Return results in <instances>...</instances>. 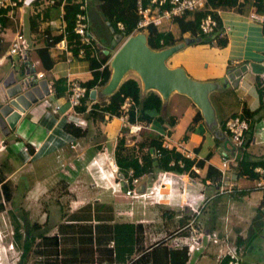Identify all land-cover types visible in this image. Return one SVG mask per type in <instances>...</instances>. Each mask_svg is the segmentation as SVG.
I'll return each instance as SVG.
<instances>
[{"label": "crops", "instance_id": "obj_1", "mask_svg": "<svg viewBox=\"0 0 264 264\" xmlns=\"http://www.w3.org/2000/svg\"><path fill=\"white\" fill-rule=\"evenodd\" d=\"M22 10L23 9L19 11H22ZM254 11H255L254 7H251L249 11L245 14L237 13V11H235L234 9H231L225 12L219 11L218 14L222 21L223 28L225 29L224 36L227 37L228 39L227 46L219 47L216 44H213V45H210L209 48H207L208 46L206 45L195 46L194 48L195 49L194 53L199 56H202L201 53H204L207 56H213V55L218 56V58L222 60L221 63L219 64L222 70L219 76L221 77L220 79L222 80V82L227 81V85L226 86L223 85V86L227 88L228 91L226 89L224 90L216 89L210 92V94L215 93V98L217 97V99L221 103V107L223 106V110L221 113L224 114V116L221 117L217 113V110L214 108L213 104L211 105L214 110V120H215L214 129L216 130L221 131V124L226 123V120L230 116L241 115L244 107L249 108L250 110H256L257 108H259V106L261 105V102L263 101V98H261L262 96L259 95L257 88L261 87L264 90V31H263L264 24H262L258 20H254L250 18V15L253 14ZM223 15L226 17L225 21L222 20ZM15 23H18V22H15ZM0 33L1 35L4 36L6 40L1 45H4L5 43L8 44V42L14 37L13 35L14 31L12 30V28L3 27ZM96 37H97L96 41L99 44H102V45L98 44V47L107 48L106 45L104 44V40L99 39L100 37L98 36ZM196 41L198 42V40ZM192 44H196V43H192ZM196 45H199V44H196ZM38 46H42V44ZM7 49L4 52V54L0 57V61L3 58H8L6 55ZM53 50L54 49L52 48L51 52ZM54 51H56L55 52L56 55L53 56L52 54V56L56 58L55 65L50 71H45L41 68V71L36 72V74L37 73L42 74V79H37V80H40V81L46 80V82L52 85L53 78L65 77L66 80L75 79L79 82H85L91 78L89 61L87 59L83 58L82 56L73 57L70 54L69 50L65 51V50L55 49ZM33 54H34V60L39 61V59H37V57L35 56V53ZM202 61L207 62V67L209 66L208 64H211V62L207 58H204L197 62L196 64L197 67L199 66V63H201ZM39 65H40V62L36 65V71ZM179 66L180 65L175 64V65H172L171 68H175ZM199 73L203 75V77L201 78L202 80L200 81L212 82L211 78H213V75H211L210 73L207 74L206 71L202 73L200 72V69H199ZM6 74H4L3 78H5ZM23 74H24V69L23 71L19 72L18 77L22 76ZM230 75L233 76V80H231V78L229 77ZM127 78H133L135 80L137 79L138 81V78L135 77V74L133 72H128V74L126 75V79ZM256 78H259L260 80L259 82L260 84L258 86L256 83ZM1 84L2 83L0 82V85ZM139 87L141 89V94L143 96L153 91V90H145L143 88L142 83H139ZM153 92H156V91H153ZM173 95H177L176 92H171L167 100H164L160 96L162 100H164L163 108L161 110H163L166 107V103L169 101L168 99L173 97ZM0 96L2 98V100L0 101V104H2L4 101L2 88L0 89ZM98 101H101V99L97 97L93 101L86 102V109L92 103L98 102ZM107 101L108 99L106 98L105 102ZM56 103L60 106L63 105V112L56 113V114L49 112L48 110L45 109L44 105L42 104V101H38L37 103L33 104L29 109L25 111V114L21 118H19L18 122L15 124V126L12 129H10V132L8 134L9 136L11 135L13 138H15L14 140L16 141L15 145L17 144L20 145L21 143L28 144L32 152H34V150L38 148L39 150L38 153L40 157L38 156V158L36 157V159L35 158L33 159L34 160L42 159V161H47V164L45 166H50V167L45 168V169H48V172H51V170L53 171L55 167L62 168L63 176L61 175L60 177L61 179L58 182V186H56L57 182H54L50 186L47 183V178L46 179L43 178L42 181L40 182V181H37L33 177V175L28 177L29 179L32 178V182H30L29 186L27 185L25 186V190H27V194H26V196L28 197L27 199H30L31 197L33 198V200L36 199L38 201L40 199L42 201H45L43 196L47 195V193L49 194L53 190L54 191L58 190L59 187L63 183L64 185L67 186V189L70 193H75L74 191L78 189L77 184H79V188L81 189L87 183L90 186L94 185V181L96 180L95 179L96 177L101 176L102 178H107L108 175L106 172H108V170L104 172V170H102L101 168H98V170H96L95 173L97 174V172L99 171L100 174L102 175L94 176L95 174L89 168L91 165L93 166L92 164L93 161L95 160L97 161V158L99 157V154L101 153V150H103L105 146L104 145L105 142H109L110 143L109 146L113 147L112 152H113V158L115 159V156H114L115 147L114 146L116 145V143L113 144V142L119 138L120 121L118 118L104 117L103 121H100L97 123L98 133L95 136L96 137L95 141L96 139H98L97 142L96 143L94 141L92 142V137H94L95 133H93V136L90 135L89 141L83 142L84 138L86 136H89L88 133L91 127L90 123L93 124L94 128L96 127V125L94 124V121L92 119H88L86 117V113H81L76 110L77 113H80L78 117L82 119L88 126V129L86 130L87 132L85 133V135L81 137H77L71 130H67V127L65 128L66 124H68V125H71L70 128L81 129V131L84 130L82 126H79L80 123H78L76 119H73L76 117L74 116V114L70 113V115L74 116V117H71V119L66 117V115H63L64 112H67L68 110L67 93L62 98H56ZM188 111L189 110H187V112ZM147 113L150 116H152L153 121L149 123H145L146 127L137 136V139L136 138L134 139L135 146L137 145L138 142L141 141V140H138V138L145 135V136H149L150 138L159 137V139L162 142V145L167 146V147L162 146L163 148L174 149L177 152H179L180 150L183 151L184 149L192 150L194 154L193 159H189V158L187 159L191 160L193 164L196 163L198 160H202V159L204 160L203 167L199 168L200 175L202 176L201 181L203 182L202 185H203L204 190L202 191L198 189V185H200V183H197L194 180L193 181L195 182V184H193L194 182L193 183L190 182V178H187L189 176L185 175L186 171L177 173L172 170L171 172H174L176 174L174 176L167 177L165 179V182L162 183V185H159V182L156 181L158 173L161 171L151 174L152 177L148 176L150 177L148 178L150 183L144 180V178L147 177V175L141 176L143 179L140 182L138 187H140L141 185H144V191L146 188V192L159 191V193L157 194L159 196L160 203L151 204V202L148 199L145 200V202H147L148 204L144 208L147 209V206H148L150 210L149 209L146 210L149 215L145 216L143 218L144 219L143 221H139L137 218H135L136 220H134L133 216H129L132 213L127 214L128 211H126V208L120 210L121 212L115 210V214H114L115 221H113L117 223H131L134 225L142 224V226L145 228L141 233V239H140V242L138 243V246L143 247V250L139 254H133V256L139 255L140 257L142 253L152 249L154 246H156V248H158L160 251H163L164 249L166 251L182 250V248L176 247L174 246V244L178 242L180 239H183V237L187 235L176 236L174 234H178L182 232V229L186 227L187 224L189 225V223H186L180 227L178 226V221L184 216L190 218V211L189 209L182 210L180 209V207L185 201L193 203V204H199V200L204 198V202L205 203L207 202L206 207L208 208L210 204L212 203L215 213H216L213 221H212V218L208 219L209 221L208 226H210V228L213 230V234L216 235V237L205 242V249L211 244L214 245V246L208 247L209 250L206 251V254L208 253L207 257L204 256V253L202 254L200 252H195L194 254L191 255V256L199 255V259L194 264H207V262L205 261V258L208 260V257L212 258L215 264H220L224 257L229 258V255H226V256L222 255L229 248L236 249L239 264H242L243 257L245 256L247 251L251 252L252 254L258 257L256 264H264V253L261 252L259 248H255L254 245H252L256 241V238L255 240H252V243H250L251 245L239 244V243H236V241L234 240L236 244L233 242V245L231 246L228 240L230 237L228 234L229 232H231V234L235 236L236 238L240 237L243 240H245L249 236V234H251V232L253 233L254 232L253 228L255 227L253 223V219L257 215L259 210L257 209V212L255 215L252 214V215L246 216L245 214L247 213V208L244 209L240 205L239 206L236 205L234 202H230V206L228 207V205L223 204L222 202L218 201V198L222 197L224 194H227V196L230 199H237V200L247 199V203L250 204L251 206L257 207V208L260 206V212L262 216L261 218H259L258 224L260 225L264 224V206H261L260 205L261 203L259 204V202H261L263 199L264 191L257 192L254 190V181L258 179V177H255L253 179L250 173H247L248 170L252 169V165L250 164L252 161L262 160L264 162V110L262 111L261 109L259 110V113L257 116L258 119L255 118L254 120H252V119L245 118L250 123L251 121H254L252 125V129H249L245 133V140L242 146L240 147L233 146L232 149L230 150L232 154L231 158L235 157V160L234 162H229L228 164L227 179L224 180L223 182H221V179H220V182L218 185L219 186L222 185L227 188L232 187L234 190L231 193L225 192L223 194H216V191H217L216 183L215 184L213 183L214 187H212L208 185L210 184L208 180L206 179L203 180L205 173L208 169V166H213L219 171V169L221 168V163L218 165V163H213L211 162L210 159H206V157L203 156L201 153V145L194 144L193 146H189L188 144L183 143L184 141L187 142L186 141L188 138L187 133L191 131L187 130V128L181 127L180 126L181 123L179 119H176L175 117L173 118L171 117L173 114H170V116H167V117L164 115L165 116V117L163 116L164 123H160L157 121V117L159 114H162V111L161 113H159L155 111L154 109H152V110H147ZM189 113L193 117L192 110ZM83 115H85V117ZM66 118L68 119V121L66 120ZM75 122L78 124H75ZM183 129H184V134L182 133ZM197 129L199 128L197 127L196 130ZM151 132H156L157 135H152ZM206 133L209 135H212L211 132H209L208 128H206ZM102 138H104L103 143L101 140ZM106 138H108L109 140H107ZM71 139H74V142L76 144L74 148H71L70 146L69 140ZM125 139H127V137H125ZM248 140L250 141L246 145L245 142ZM7 144L8 143L4 138H0V146L2 147L0 150L1 158H2V154H4V152L8 148ZM100 145H101L100 149L95 148ZM126 146H127V143H126ZM223 147L225 148L228 146L223 144L222 148ZM51 148L54 150L52 151L47 150ZM196 148H198L199 150L198 152L195 151ZM154 149L155 148H152L150 152L153 157L157 158L156 156H154V153H153ZM245 155H247L248 160L250 159L249 161L250 163L248 164V170L246 171L241 170L240 173H238L239 169L237 166V170H236V165L239 162V159ZM1 158H0V161H1ZM113 158L111 156V159ZM5 163L7 164V167H8L9 162L7 161V162H4L3 164ZM173 163L177 164V162H173ZM173 165H170V166H173ZM257 167L264 168L262 166H255V168L253 169L255 173H257L255 171ZM28 170L33 173V167L29 168ZM3 174L6 176L5 177L6 180H12L13 182L11 183L15 187L17 186V184L12 178V174H14V172L12 174L11 173L7 174L6 171H3ZM55 174H59V173H53L52 175H55ZM110 174L112 176V173ZM119 174L122 175L120 172ZM123 178L125 177L123 176ZM198 179H200V177ZM91 180H93V182H91ZM62 181L63 183H61ZM106 181H108V179H106ZM117 184H119L121 187V183H117ZM121 189H123V183H122ZM186 192H188L187 196H185ZM26 196L24 198H26ZM127 197H129L127 201L128 204L131 203L133 206L137 205L135 203L139 201L138 199H132L130 196H127ZM206 198L207 200H205ZM11 201L12 199L10 201H6L3 197L2 190H0V206H1L0 226H2L0 229L2 233H5L4 240H10V239L14 240V223L12 220L10 209H8L6 205V204L10 205ZM127 202H126V205H127ZM87 204L92 205L93 203H87ZM87 204H84L82 207L80 206L75 211L83 210V208H85ZM224 207L227 213L223 217V216H220V214L221 212H223ZM53 210H56V209H53ZM93 210L94 209H91L92 214L94 213ZM154 210H160L161 212L172 211V212H175V214L169 220L167 218L164 219L161 217V219H163V222H162L163 224L160 223L161 222L160 219H159L160 224H158V222H156V219H154V216H152L151 214ZM118 213L119 214L122 213L121 215H123L125 218L122 220L118 219L117 218ZM144 214H146L145 211H144ZM43 216L40 218V220H37L36 222L41 226V229H45V226L43 225L44 223L48 225L47 235H53L55 233H58V230H57L58 224L73 223L63 218L57 221L58 222L57 225H56L57 222H55L52 224V226H49V224H51L50 222L48 223L50 219L48 217L49 215L47 216L46 212L44 211ZM126 216H129L130 218H126ZM243 217H247V218H243ZM222 219H224V222H221ZM9 221L11 225L13 224L12 226L13 235L11 237L6 235V232H5V229L7 231V227L9 226ZM149 223H155L153 226H156L158 228L159 233L158 234L155 233V235L157 236V240H155L154 242H150L149 244H146L148 240L149 230H150L148 228ZM28 224H32V223H28ZM239 224L241 226H239ZM237 226L241 227L240 231H237ZM147 228L148 230H146ZM243 228H245V231H243L244 230ZM172 229L174 230L177 229V230L174 232H171ZM190 229L192 230L193 228H190ZM206 229H209V228H206ZM186 230L187 232H189L188 228H186L185 231ZM259 232H260V227L258 228V233ZM219 234L221 235V237H219ZM262 234L263 236L261 235V237L264 238V230L262 231ZM1 239L2 238H0V244L4 243V241H2ZM216 244L218 245L216 246ZM191 256H188V260L185 264H191ZM210 263L211 262L209 260V264Z\"/></svg>", "mask_w": 264, "mask_h": 264}, {"label": "trees", "instance_id": "obj_2", "mask_svg": "<svg viewBox=\"0 0 264 264\" xmlns=\"http://www.w3.org/2000/svg\"><path fill=\"white\" fill-rule=\"evenodd\" d=\"M45 1L47 3L48 0ZM52 1V3H47L45 8H42V10L30 16L28 20L29 33L31 37L34 36L33 40H36L35 42H41V40H43L41 35L44 33H49L52 38V42H48L45 46H38L35 49V56L39 59L40 68L45 71H50L56 63V58L52 56L51 52L55 43L65 39L67 50H69L73 57H78V51L80 49L84 50L83 58L89 61L91 78L85 82H81L82 86L86 88V93L81 105L78 106L76 110L85 113V101H93L89 99L90 91L106 85L110 79L112 70L109 59L112 54L111 52L104 54L105 48H99L98 44L94 43L93 46H83V44L80 43L77 35L73 32L75 16L79 11V2L77 0ZM97 1L98 14L103 17L104 27L110 38L108 45L111 44L113 35L111 34V29H114L115 33L121 35L123 38L133 33L138 20V15L135 11L137 0ZM142 1L144 4L148 2L147 0ZM167 6L168 4L166 7ZM251 7L255 8V14L264 17V0H208L209 10L187 11L181 15L173 14L172 17L167 20L178 27L181 38L186 36L187 38L198 40V42L196 41L195 43H209L212 45L216 44L219 47H225L228 44V39L224 36L225 29L223 28L218 12L234 9L237 13L245 14ZM84 12H86L90 19L92 18V13L88 5ZM6 13V9L0 10V24L4 28H12L13 31H16L17 24L12 19L8 18ZM206 14H211L217 21L215 32L211 35L203 34L199 27L200 20L205 17ZM58 18L62 19L65 27L63 33L56 35L50 23ZM43 22H45L46 25L41 29L39 25ZM117 23L123 24V30L117 28ZM89 28H91L90 25ZM92 31L94 32L93 29ZM141 32H143V30L139 31V33ZM145 32L147 36V45L153 50H161L178 43V40L174 38L171 32L160 30L159 27L150 25L146 28ZM7 48V43L0 46V57ZM66 81L65 77L53 78L51 89L55 98H62L66 95ZM259 82V78H256L257 86L260 84ZM257 91L259 95L262 96L261 98H263L261 105L256 110H250L244 107L240 115L241 117L252 120L255 118L258 119L259 110H264V90L258 87ZM126 98H130L133 101L129 113V121L131 123L134 121L143 123L152 122L153 118L147 113V110L154 109L161 113V109L163 108V100L159 94L152 91L143 96L138 81L133 78H127L122 81L116 91L108 97L107 102L98 101L92 103L90 105V110L86 112V117L92 119L94 122H100L104 120L105 114L118 116L120 113V106ZM202 120L203 116L200 111L197 110L187 130H196V124H199ZM157 121L164 123L162 114L158 115ZM253 122L254 121H251V123L249 122V129H252ZM224 124L225 123L221 124V130L223 132L226 131ZM70 126L71 125L66 124L65 128L67 127V130H71L77 137L84 135V130L81 131V129L70 128ZM118 139L115 147L117 154L114 152V156L119 166V172L125 179L130 181L131 178L128 177L129 171H132L133 178H138L166 170H173L177 173H181L182 171H188L193 164L191 160L184 158L180 152L174 149L163 148L159 137L145 138L138 142L136 146H133L135 150L130 154H123L125 152L124 150L128 148V146H126L125 137ZM214 139L216 141L220 140L218 136H215ZM249 141L250 140L246 141L245 144L247 145ZM232 147L233 146H231L230 149H232ZM152 148L160 149V157L155 158L152 156L150 152ZM195 151L198 152V148H196ZM209 154H211V152L208 153L207 157H209ZM179 159L184 160L183 167H180L176 163L170 166L172 162H177ZM249 161L250 159L248 160L247 155L239 159L236 165V170L237 166L239 169L238 173H240L241 170H248ZM196 164L199 167H203L204 160H198ZM250 164L252 165V169L248 170L247 173H250L254 179L258 177V174L255 173L253 169L255 166L264 167V162L259 160L252 161ZM6 168V163L0 164V183L4 199L10 201L15 186L11 184L9 180H6V176L3 174V169ZM205 179L210 182L208 185L214 187L216 183L217 186L221 179V173L215 167L208 166L203 180ZM128 187L132 186L123 183V189H128ZM260 203L261 206H264V195ZM91 209H94L93 214ZM105 210H107V212H105ZM258 210L257 215L253 219L255 225L253 228L254 232H251L245 240L237 237L236 243L251 245L250 243H252V240L257 238L258 228L261 226L258 224V221L262 216L260 206ZM83 212H87V214H71L68 221L73 223L58 224V233L53 235H47V230L41 229V226L36 222L33 224H28L27 222L21 224L17 220V216L11 213L14 223V240L22 252L18 264H26L30 255L39 259L35 262L36 264H113L125 262L133 256V254H139L143 250V247L138 246L141 233L144 230L142 224L134 225L131 223L113 222L115 221L113 208L106 204H87L85 208H83ZM174 214L175 212L172 211H163L161 212V217L170 219ZM161 217L160 221L163 222ZM189 220L188 217H182L178 221V226L181 227L188 223ZM228 259V257H224L220 264H227ZM187 260L188 253L186 248H182V250L166 251L164 249L160 251L154 246L152 249L142 253L135 264H185Z\"/></svg>", "mask_w": 264, "mask_h": 264}, {"label": "rangeland", "instance_id": "obj_3", "mask_svg": "<svg viewBox=\"0 0 264 264\" xmlns=\"http://www.w3.org/2000/svg\"><path fill=\"white\" fill-rule=\"evenodd\" d=\"M36 4L33 5V7H27L25 9H23L22 11L19 10H15L14 11V16L16 18V22H19L22 25V33L25 34L27 37L34 39L33 37H31L30 33H29V28H28V23H29V17L32 16L33 14H35L36 12L42 10V8H45V6L47 5L45 0H37L35 1ZM97 4L98 1L97 0H88V8L92 13V18H89V25H90V30L91 32L92 29L94 30L93 33H95L97 36H99L101 40H104V44L106 45L107 48L110 47V45H108V40L110 39L107 33L106 28L104 27V20L103 17L98 14L97 11ZM225 12V11H223ZM226 17L223 15L222 16V20L225 21ZM17 24V23H16ZM46 23L43 22L39 25V27L41 29H43L45 27ZM21 28H19L17 26V30H19ZM160 30H164L165 32H171V34L174 36L175 39L178 40L177 44H183L182 48L178 49L177 51H175L173 54H171L166 60L165 63L167 65V67H170L172 65L178 64L180 65L179 67H182L186 74L196 80V81H200L202 80L201 78L203 77V75L201 73H199V69L200 72H207L210 73L211 75H213V78H211V81L213 83L218 84V90L220 89H226L228 91L227 88H225L223 86L222 80L220 79L221 77L219 76V74L222 72L219 64L221 63V59L218 58V56H207L204 53H201L202 56H199L197 54L194 53V48L195 46H208L207 48H209L210 45L209 43H196V44H186L185 40L187 39L186 36H184L183 38L180 37V33L178 30V27L172 23L171 21H168L167 19H163L162 20V24L159 26ZM146 31V30H145ZM16 31H14L15 34ZM13 34V35H14ZM36 41V40H35ZM124 38L121 39V41L117 44V46L111 50V54H113L116 49L123 43ZM54 49V48H53ZM55 50V49H54ZM52 51L53 56L56 55V51ZM35 51H31V56L34 59V54ZM207 58L211 64H208L209 66L207 67V62L202 61L201 63H199V66L197 67V62ZM110 61V60H109ZM12 63L15 65L14 67H12ZM214 63V64H213ZM11 71L15 72L16 77H18V74L20 71H23V68L19 67L17 64V59L16 58H3L0 61V82L4 81V74H9ZM41 71L40 66L37 67V72ZM133 72L135 74V77L138 78V82L141 83L139 76L135 73V71H130ZM126 79V75L124 76V78L122 79L125 80ZM137 80V79H136ZM202 82V81H201ZM103 87V86H102ZM102 87H97V90H100V88ZM1 89V88H0ZM177 95H173V97H171L170 99H168L169 101L166 103V107L162 110V115L164 116H170V114H173L171 117H175L176 119H179L180 123H181V127L187 128L192 121V116L190 115V111L192 110L193 116L195 115V113L197 112L198 107L194 104V102L187 96L184 94H180V93H176ZM168 98V97H167ZM209 99L211 102V105L213 104L214 108L217 110V113L223 117L224 114H222V110H223V106L221 107V103L220 101L217 99V97L215 98V93H211L209 95ZM2 100L1 96H0V101ZM167 100V99H166ZM164 101V100H163ZM87 102V101H85ZM164 103V102H163ZM42 104L47 108V110L49 112H52L56 107V98L54 97V95H52V93L46 97L43 101ZM169 109V110H168ZM168 110V111H167ZM187 110H189L187 112ZM85 117V115H83ZM164 116V117H165ZM169 118V117H168ZM221 121V120H220ZM219 121V123H220ZM97 123L98 122H94V124L96 125V127L94 128L93 124L90 123L91 127H90V131H89V136H86L83 140V142L85 141H89V137L90 135L93 136V133H95L94 137H92V142L94 141L95 143L97 142L98 139H96L95 141V136L98 133V129H97ZM198 126H196L195 128H199L195 131H191L187 133V142H183L184 144H188L189 146H193L194 144L197 145H201V153L203 156H205L207 159H210L211 162L213 163H218V165L221 163V153L223 152V150H227L229 153L230 151V147L232 146V141L231 139L227 136L226 139L223 140H219L216 141L215 139H213L212 135H209L206 133V123L204 121V119L202 120L201 123L196 124ZM215 126V125H214ZM82 127L84 128V135L87 132L86 130L88 129V126L86 125V123L83 121V125ZM202 127V128H201ZM168 128V127H166ZM83 130V129H82ZM183 134H184V129L182 130ZM152 135H157L156 132H151ZM134 134H130V133H126L125 137H127L126 139V143L128 148L125 149L123 154H130L131 152H133V150H135L134 146V139H137V136H133ZM0 138H4L7 141V145L8 148L7 150L4 152V154H2V158L0 161V164L4 163V162H9V165L6 169H3V171H6V173H13L12 174V178L15 181V183L17 184V186L15 187L14 190V194L12 196V201L11 204H6L8 209H10V212L12 214H14L15 216H17V220L22 224H24L25 222L28 223H35L37 220H40V218L43 216V212H46V215L50 218L48 223L50 222L51 224H49V226H52L53 223L59 221L60 219L65 218L66 220L70 219L71 214L74 213V211L76 209H78L80 206L82 207L84 204L87 203H98V204H106L109 205L113 208V212L115 214V210L121 212L120 210L126 208L127 214H130L129 216H133V219L136 220L135 218H137L139 221H143L144 217L149 215L147 213L146 210H148V206L147 209H145L144 207L148 204L147 202H145L144 199L140 198L138 199L136 206H133L131 203L128 204V199L129 197H127L125 195V188L121 189V187L119 184H117V178L116 176L114 177V175L111 176V172H110V168L108 165V162L111 158V156L113 157V152H112V148L109 142H105L104 143V148L103 150H101V153L99 154V157L97 158V161H93L92 164L89 168L93 171V173L95 174L94 176H98V175H102L100 174V172L98 171L97 174L95 173L96 170H98V168H101L102 170H104V172L106 170H108L107 178H99L96 177L95 181H94V185H89L88 183L82 187L81 189L79 188V184H77L78 189L75 190V193H70L67 189V186L64 185L63 181L61 183H63L58 190H53L51 191L49 194L47 193V195H44V200H33V198L30 197V199H27L28 197L26 196L27 194V190H25V186H29L30 182H32V178L29 179L28 177H30L31 175H33V177L37 180V181H42L43 178H47V183L51 186L54 182H57L58 186V182L60 181V177L62 174V168H57L55 167L54 170L51 172H48V169L45 168H49L50 166H45L47 164V161H42V159H37L34 160L33 158L36 159V157L38 158L39 154L38 152H32L29 148L28 144H20V145H15V138H13L11 135H5L3 133V131L0 129ZM144 138L149 139V136H141L140 138H138V140H144ZM107 140H109L108 138H106ZM102 143L104 141V138L101 139ZM119 139H116L113 144L117 143ZM222 141V142H220ZM94 143V144H95ZM137 143V142H136ZM112 144V145H113ZM225 144L228 147H223L222 145ZM19 146V147H18ZM21 148L22 149H26L27 153L29 155L32 156L31 159H27L24 154H22L21 152ZM96 149H100V146L95 147ZM133 148V149H132ZM49 151H52L54 149H47ZM194 150V149H193ZM192 151V150H190ZM1 152V151H0ZM117 154V151H114ZM193 152V151H192ZM211 152V154L208 153ZM93 153V152H92ZM43 154V153H42ZM232 154H229V156H231ZM40 157V156H39ZM33 159V160H32ZM33 167V173L31 171H29L28 169ZM28 170V171H27ZM110 172V173H109ZM53 173H59V174H55L52 175ZM152 177V175H147V177L144 178V180L146 182L150 181L148 180V178ZM117 177L119 178V176L117 175ZM200 177V179L198 178ZM202 176L199 175H190V182H197L200 183V185H198V189L200 190H204L203 189V182L201 181ZM106 179H108V181H106ZM110 179V181H109ZM194 180V181H193ZM35 181V180H33ZM9 182H13L12 180H9ZM88 182V181H87ZM91 182H93V180H91ZM195 182L193 184H195ZM27 183V184H26ZM97 183V185H96ZM12 184V183H11ZM210 191V190H209ZM201 193V192H199ZM188 195V192L185 193V196ZM26 196V198H24ZM29 196V195H28ZM42 197V196H41ZM76 199V200H75ZM76 202H75V201ZM27 201V202H26ZM42 201V202H41ZM131 201V200H130ZM218 201L222 202L223 204L228 205V207L230 206V202H234L236 205H240L242 208L246 209L247 208V213L245 214L246 216L249 215H255L257 212V207H253L250 204L247 203V199L245 200H237V199H230L227 194H224L222 197L218 198ZM127 202V205H126ZM28 203V204H27ZM207 202L205 203L204 207L200 209L199 214L196 216V218L194 219V221L192 222L191 226L194 229V232L190 229L189 230V234L190 235H195L197 234L196 232H200L203 230L204 231H209L210 232V236H212L213 234V230L210 228V226H208L209 221L208 219L212 218V221L215 218V210L213 207V204L211 203L210 206L207 208L206 207ZM143 206V207H142ZM116 208V209H114ZM207 208V209H206ZM56 209V210H53ZM150 210V209H149ZM116 211V212H117ZM144 211L146 214H144ZM79 212L80 214H84L86 215L87 212H83V210H79V211H75V213ZM105 212H107V210H105ZM226 209L224 207L223 212H221L220 216L226 215ZM122 213H118L117 214V218L118 219H124L125 217L123 215H121ZM152 216H154V219H156V222H158V224L162 223L159 221V217H161V211L160 210H154L152 213ZM150 214V215H151ZM129 216H126V218H130ZM217 216V215H216ZM44 217V216H43ZM243 218H247V217H243ZM169 220V218H167ZM190 219H192V216H190ZM160 222V223H159ZM220 222V220H219ZM221 222H224V219L221 220ZM37 223V222H36ZM47 223V224H48ZM58 224V222L56 223V225ZM148 224V223H147ZM155 223H149V234H148V240L146 242V244H149L150 242H154L155 240H157V236L155 235V233H159V230L156 226H153ZM163 224V223H162ZM45 226V229L47 230V226L46 223L43 224ZM13 226V224H12ZM239 226H241L239 224ZM176 227V226H175ZM148 228L146 230H148ZM209 228V229H206ZM257 228V227H256ZM145 229V228H144ZM178 229V228H177ZM177 229H172L171 232L176 231ZM189 229V227H188ZM245 231V228H243ZM241 227L237 226V231H240ZM264 230V224H262L260 226V232L258 233V237L256 238V241L252 244L254 245L255 248H259V250L261 252L264 253V238L261 237L262 231ZM169 232V233H171ZM185 233H188L187 230L185 231V229L182 230V232L178 233V234H174L176 236L179 235H183ZM223 233V232H221ZM229 234V243L232 246L234 240L236 241V237L233 236L231 234V232L228 233ZM246 235V234H245ZM209 236V237H210ZM219 237H221V235L219 234ZM208 238L206 235L204 236V239ZM38 241V240H37ZM207 242V241H206ZM6 243V242H4ZM235 243V242H234ZM236 244V243H235ZM218 244H216L217 246ZM210 246H214L213 244H211ZM208 246V247H210ZM206 247V249L203 251L204 256L207 257L208 253L206 254V251L209 250V248ZM202 253V254H203ZM12 256V254H11ZM10 258L9 260L4 259L2 260V264H8L10 263ZM199 259V255H194L191 256V264H194L197 260ZM202 259V258H201ZM39 259L34 258L32 255H30V257L28 258V261L26 264H31L33 262L38 261ZM43 260V259H41ZM209 260H210V264H215L214 260L212 258L208 257V260L205 258V261L207 262V264H209ZM258 260V257L255 256L254 254H252L251 252H246L245 256L243 257V261L242 264H256ZM201 261V260H200ZM199 261V262H200Z\"/></svg>", "mask_w": 264, "mask_h": 264}, {"label": "built area", "instance_id": "obj_4", "mask_svg": "<svg viewBox=\"0 0 264 264\" xmlns=\"http://www.w3.org/2000/svg\"><path fill=\"white\" fill-rule=\"evenodd\" d=\"M37 0H0V10L6 9L7 13L6 16L13 21L16 22V18L14 16V11L16 9L21 10L25 9L27 7H33V5L36 3ZM79 2V11L77 12L74 20V26H73V32L77 35V38L79 39L80 43L83 44V46H93L94 43H96V38L91 32L89 28V18L86 12H84L87 8V0H77ZM148 2L146 4L143 3L142 0H137L136 3V13L138 15V20L136 22L135 29L132 34L137 33L139 30H144L148 26L153 25L156 27H159L162 24L163 19H169L172 17L173 14L181 15L184 12H194V11H200V10H209L208 8V0H147ZM52 0H48L47 3H52ZM168 6L166 7V5ZM170 6V8H169ZM250 18L254 20H258L262 24H264V17L257 15L253 12V14L250 15ZM217 21L213 18L211 14H206L205 17H203L200 20L199 27L203 34L205 35H211L215 32ZM18 27L21 28L17 30L14 34V37L8 42V49L6 52L7 57L9 58H16L17 64L19 67L24 69V74L22 76H19L18 78L15 77V72H13V78H15L17 81L19 80H28L29 82L33 81V78L42 79V74H36V65L39 63L38 60H34L31 56V51H35L38 45L45 46L48 42H52V38L50 37L49 33H44L41 35L42 39L41 42L37 43L33 39L27 37L25 34L22 33V25L19 22L17 23ZM50 25L54 28V34H61L64 32L65 24L62 21L61 18H58L57 20H53ZM123 24L117 23V28L119 30H123ZM3 29L2 25L0 24V32ZM5 38L0 33V45L5 42ZM54 49L58 50H65L67 51L66 41L65 39L55 43L53 46ZM78 56H84V50L80 49L78 51ZM14 66V64L12 65ZM10 74V73H9ZM9 74L5 75L4 80L9 76ZM40 81V80H37ZM3 83V82H1ZM67 104H68V110L67 112H64L63 115H66L69 119L71 117L76 116L73 119H76L78 123H80L79 126L83 125V120L78 117L80 113L76 112V108L81 105L82 100L85 98L86 88L82 86L81 82L75 80V79H68L67 80ZM0 88H2V84L0 85ZM47 88L49 91L48 95H45L43 99L39 101H43L46 97H48L52 93L51 84L47 82ZM4 90H7L4 88L2 90L4 94ZM53 95V93H52ZM133 102L131 99L126 98L123 103L120 106V113L118 116L105 114L106 118L116 117L120 121V129H119V138L125 137V133L134 134L133 136H138L141 131L146 127L145 123L140 121H134L131 123L129 121V113L132 108ZM45 107V106H44ZM47 110V108L45 107ZM54 110L52 113H60L63 112V105L56 104V107L53 108ZM90 110V106L86 109L85 113ZM70 113L74 114V116L70 115ZM25 114V112L20 113V118ZM62 117V116H61ZM68 121V119L66 118ZM75 122V124H78ZM225 132H222L220 136H223V138H227V136L232 141V146L234 147H240L242 146L244 140H245V133L249 130V122L241 117L240 115H234L230 116L225 123ZM219 136V137H220ZM71 148L75 147L74 139L69 140ZM135 146V144H134ZM163 147H167L162 145ZM116 147V145L114 146ZM0 146V150H1ZM180 150V149H178ZM231 150V149H230ZM22 154L29 160L32 158L31 155L27 153L26 149L21 148ZM35 152H39L38 148L35 149ZM184 158L193 159V152L190 150L184 149L183 151H179ZM154 156L157 158L160 157V149H154L153 150ZM231 152L229 153L227 150H223L221 154V168L219 169V172L221 173V182L227 179L228 177V164L229 162H234L235 157L231 158L229 156ZM39 155V154H36ZM113 158V157H112ZM172 162L170 165H173ZM110 172L114 177L117 178V183H125V185H131L132 187H128L125 191L126 196H130L132 199H144L149 200L151 204L160 203L159 196L157 193L159 191L154 192H146L138 193L136 192V188L139 186L140 182L142 181V177L133 178L132 177V171L128 172V177L131 178V181L128 179H121L118 178L119 176V166L116 162V160L113 158L109 160L108 162ZM177 165L180 167L184 166V160L179 159L177 161ZM200 167L194 163L189 168L188 171H186V176H189L187 178H190L191 174H195L197 176L200 175ZM255 171L258 174V179L254 181V190L255 191H264V168L257 167ZM176 173L171 172L169 170L167 171H161L158 173L156 181L159 182V185H162V183L165 182V179L167 177L174 176ZM0 190H1V184H0ZM234 189L232 187H225L222 185H217V191L216 194H223L225 192H232ZM207 200V198L205 199ZM260 204V202H259ZM205 205L204 198L199 200V204H193L190 202H183L180 209L185 210L189 209L190 216H192V219L189 220V225L187 224L186 227L183 229H186L188 227L193 228L191 226L192 222L196 218V216L199 214V211L201 208H203ZM2 226H0L1 228ZM189 228V230H190ZM182 229V230H183ZM194 232V229H192ZM6 235L12 236L13 235V228L9 221V226L7 227V231L5 229ZM195 235H190L189 232L185 233L183 239H180L178 242L174 244L176 247L180 248H187V253L189 256L194 254L195 252L203 253L205 250V242L209 241L212 238H215L216 235L212 234L210 236L209 231L203 230L200 232H196ZM207 236L208 238L204 239V236ZM210 236V237H209ZM0 238L1 240L6 242L0 244V264H2V260L10 258V263L8 264H18L21 259V250L18 248V245L16 242L12 239L10 240H4L5 233H2L0 229ZM227 239V238H226ZM12 254V256H11ZM223 256L229 255V261L227 264H239L238 256L235 248H229ZM139 255L131 256L127 261L125 262H119V263H113V264H135V262L138 260ZM31 264H36L35 262Z\"/></svg>", "mask_w": 264, "mask_h": 264}, {"label": "water", "instance_id": "obj_5", "mask_svg": "<svg viewBox=\"0 0 264 264\" xmlns=\"http://www.w3.org/2000/svg\"><path fill=\"white\" fill-rule=\"evenodd\" d=\"M113 34L109 49L104 50L108 54L119 43L121 36L111 29ZM186 44L196 42V39L187 38ZM183 44L153 50L147 45L146 32L128 36L123 43L116 49L110 58L111 76L106 85L100 90L92 89L89 99L95 100L97 97L101 101L112 95L125 75L130 71H135L145 90L156 91L164 100L171 92L187 95L198 107L209 132L215 136H220L222 132L214 129V110L209 100L210 92L218 89V84L213 82H201L190 78L181 67L169 68L165 60ZM233 80V76H229ZM124 81V80H123ZM224 86L227 81L222 82ZM4 90V101L0 104V129L8 135L20 118V113L25 112L33 104L43 99L49 94L46 80L33 81L19 80L13 78V72L2 83ZM225 139L223 136L219 137ZM123 179V176L119 174ZM144 185L136 189V192L143 193Z\"/></svg>", "mask_w": 264, "mask_h": 264}, {"label": "clouds", "instance_id": "obj_6", "mask_svg": "<svg viewBox=\"0 0 264 264\" xmlns=\"http://www.w3.org/2000/svg\"><path fill=\"white\" fill-rule=\"evenodd\" d=\"M87 3H88V0H87ZM145 30H146V29H144L143 32H144ZM139 31H140V30H139ZM139 31H138L137 33H139ZM137 33H135V34H137ZM93 34H94V33H93ZM116 34H117V33H116ZM135 34H131V35H135ZM131 35H129V36H131ZM94 36H95V38H97L95 34H94ZM120 36H121V35H120ZM112 38H113V35H112ZM122 38H123V37L121 36V39H122ZM126 38H127V37H126ZM126 38H124V40H125ZM121 39H120V41H121ZM120 41H119V42H120ZM111 42H112V39H111ZM95 44H99V43L96 41ZM99 45H102V44H99ZM110 45H111V44H110ZM106 49H109V48H105V50H106ZM110 52H111V51H110ZM111 53H112V52H111ZM110 58H111V57H110ZM109 60H110V59H109ZM109 63H110V61H109ZM221 132H223V131L221 130ZM185 248H186V247H185ZM186 249H187V248H186ZM188 256H189V255H188Z\"/></svg>", "mask_w": 264, "mask_h": 264}]
</instances>
